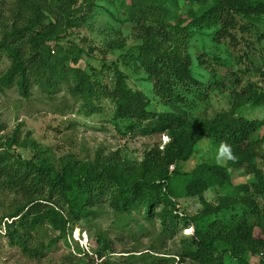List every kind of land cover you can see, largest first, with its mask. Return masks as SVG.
Listing matches in <instances>:
<instances>
[{
  "label": "trees",
  "instance_id": "16d2710c",
  "mask_svg": "<svg viewBox=\"0 0 264 264\" xmlns=\"http://www.w3.org/2000/svg\"><path fill=\"white\" fill-rule=\"evenodd\" d=\"M183 1L194 5L184 18L171 8V4L177 8L180 0H121V23L133 24L141 41L135 54L123 57L124 62L133 60L136 72L146 74L166 109L161 113L131 86L121 60L104 58L93 66V49L90 53L77 44L69 53L52 49V45L60 47L70 30L88 23L94 1L80 7L79 0L1 1L0 54L9 58L10 66L0 86L17 88L24 98H29L33 87L50 96L66 88L92 112L95 101L103 99L111 103L117 126L126 124L127 133L170 137L162 148L156 145L145 152L139 164L119 153L94 162L71 157L55 162L29 135L21 137L20 126L3 135L5 127L0 125V220L15 219L8 226L7 240L25 256L43 258L59 240L71 247L74 230L92 225L107 208L124 221L126 231L135 223L134 214L152 226L159 223L160 244L145 254L117 256L114 241L98 230L93 251L79 249L83 256H72L66 264H175L177 258L182 264H255L251 259L256 256L261 257L257 264H264V120L248 119L241 112L247 107L264 108V55L263 70L254 69L263 77L261 82H250L244 95L235 98L232 110L209 120L191 114L194 102L208 99L210 89L219 90L226 81L239 84L237 71L242 75L250 71H235L232 63L208 53L201 40L198 65L211 77L205 83L196 77L190 53L194 36L210 38L228 51L241 47L246 36L261 43L264 0ZM84 57L86 66L81 68ZM206 137L226 150V163H202L190 172L182 171L180 165L194 157ZM235 169L254 181L236 185ZM212 189L221 194L210 203L205 194ZM186 198H197L201 209L193 215L181 214L177 201ZM44 226L56 235L48 245L35 238ZM189 228L194 233L176 252L162 250L166 239Z\"/></svg>",
  "mask_w": 264,
  "mask_h": 264
},
{
  "label": "rangeland",
  "instance_id": "374dc122",
  "mask_svg": "<svg viewBox=\"0 0 264 264\" xmlns=\"http://www.w3.org/2000/svg\"><path fill=\"white\" fill-rule=\"evenodd\" d=\"M2 0H0L1 3ZM51 1V0H49ZM88 0H79L78 7L86 6ZM95 4L93 17L80 29L70 30L60 47L52 45L54 52L61 48L69 53L74 44L90 52L93 49L91 63L99 66L98 61L106 58L107 61L121 60L123 71L129 76L133 88L141 90L151 102L153 110L161 113L166 109L160 105L159 99L153 92V85L147 80L143 71L136 72L133 60L124 62L123 57L127 54L136 53L135 48L141 43L137 39V30L133 24H122L123 11L121 0H92ZM1 7V4H0ZM173 13L185 17L194 5L180 0L177 8L171 4ZM86 14H89L86 11ZM89 16V15H87ZM64 36V35H63ZM204 40L207 52L214 53L234 65V70L248 69L250 72L241 76L239 84L225 82V86L214 91L210 89L208 99H200L194 102L191 114L195 117H203L209 120L223 112L232 110L237 95L243 96L250 82H261L262 76L254 69L263 70L264 40L258 43L257 37L246 36L243 45L238 49L231 48L229 51L222 46H217L210 38L194 36L191 41L190 53L194 59L196 77L203 82L209 81V72L199 67L198 53L200 41ZM122 44V49H115ZM248 44V45H247ZM112 46H115L113 49ZM91 53V52H90ZM131 58V57H130ZM250 59V61L248 60ZM87 58L80 61L79 67L85 68ZM10 66V60L5 54H0V78ZM253 69V70H252ZM264 71V70H263ZM110 84L112 72L107 74ZM96 109L92 112L83 106L82 102L76 101L63 88L52 96L42 92L38 87H33L29 98L21 96L17 88L9 89L0 86V125L5 127L3 135L12 134L18 126L21 128V137L29 135L48 153L52 160L58 162L62 158L71 157L80 162H94L100 159H108L112 154L119 153L121 158L130 163L139 164L145 152L160 145L161 148L170 141L168 135H145L141 132L127 133L126 124L113 120V107L111 103L103 99L95 101ZM244 117L253 120H264V108L247 107L241 110ZM226 150L215 147L210 137L198 147V152L186 163L180 165L184 172L194 170L202 163L225 164L227 161ZM236 185L252 183L253 178L248 177L240 169L233 172ZM218 189H212L205 194V199L212 203L220 196ZM264 205V201H262ZM179 212L183 215H193L201 209L197 198H186L177 201ZM0 212V218L2 217ZM131 230L126 231L123 220H118L110 209H103L102 215L95 219L92 225L78 226L69 240L71 247L64 240L52 244L43 258L31 259L25 256L22 250L13 246L7 237L0 238V264H66L69 258L82 257L81 252H92L95 246V233L98 230L105 231L116 244L117 256H128V252H138L137 255L145 254L152 246L159 245L160 224L150 225L138 214L133 215ZM188 230H191L188 229ZM190 232V231H189ZM55 234L49 230V226L42 227L35 238L50 244ZM192 234L183 230L176 233L174 238L166 239L162 250L176 252L181 242ZM261 257H253L252 263L257 264ZM174 264V263H173ZM175 264L178 263L176 260ZM189 264V263H184Z\"/></svg>",
  "mask_w": 264,
  "mask_h": 264
},
{
  "label": "built area",
  "instance_id": "2783aa9c",
  "mask_svg": "<svg viewBox=\"0 0 264 264\" xmlns=\"http://www.w3.org/2000/svg\"><path fill=\"white\" fill-rule=\"evenodd\" d=\"M14 220L15 219H9V218H4L0 220V238L7 237L8 226L11 225ZM185 232L190 235L194 233V230L191 228V230L187 229L185 230ZM177 261L179 263V258H177Z\"/></svg>",
  "mask_w": 264,
  "mask_h": 264
}]
</instances>
